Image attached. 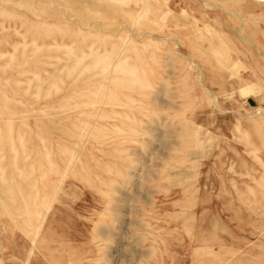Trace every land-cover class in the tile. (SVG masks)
<instances>
[{"label":"rangeland","instance_id":"obj_1","mask_svg":"<svg viewBox=\"0 0 264 264\" xmlns=\"http://www.w3.org/2000/svg\"><path fill=\"white\" fill-rule=\"evenodd\" d=\"M0 264H264V0H0Z\"/></svg>","mask_w":264,"mask_h":264},{"label":"clouds","instance_id":"obj_2","mask_svg":"<svg viewBox=\"0 0 264 264\" xmlns=\"http://www.w3.org/2000/svg\"><path fill=\"white\" fill-rule=\"evenodd\" d=\"M88 67L97 78L126 94V98L153 89L144 67L127 51L126 45L95 48L88 54Z\"/></svg>","mask_w":264,"mask_h":264},{"label":"bare ground","instance_id":"obj_3","mask_svg":"<svg viewBox=\"0 0 264 264\" xmlns=\"http://www.w3.org/2000/svg\"><path fill=\"white\" fill-rule=\"evenodd\" d=\"M207 90V89H206ZM61 190V189H60ZM70 193V192H69ZM65 196H67V195H65ZM50 220V219H49ZM202 250V249H201Z\"/></svg>","mask_w":264,"mask_h":264}]
</instances>
